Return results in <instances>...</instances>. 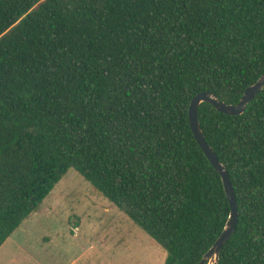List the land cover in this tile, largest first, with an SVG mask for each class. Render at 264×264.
Wrapping results in <instances>:
<instances>
[{"label":"trees","instance_id":"trees-1","mask_svg":"<svg viewBox=\"0 0 264 264\" xmlns=\"http://www.w3.org/2000/svg\"><path fill=\"white\" fill-rule=\"evenodd\" d=\"M263 72L264 0H0V247L74 169L165 264H198L230 206L190 101ZM198 120L238 205L217 264H264V90Z\"/></svg>","mask_w":264,"mask_h":264},{"label":"rangeland","instance_id":"rangeland-1","mask_svg":"<svg viewBox=\"0 0 264 264\" xmlns=\"http://www.w3.org/2000/svg\"><path fill=\"white\" fill-rule=\"evenodd\" d=\"M166 254L70 169L0 247V264H165Z\"/></svg>","mask_w":264,"mask_h":264},{"label":"water","instance_id":"water-1","mask_svg":"<svg viewBox=\"0 0 264 264\" xmlns=\"http://www.w3.org/2000/svg\"><path fill=\"white\" fill-rule=\"evenodd\" d=\"M264 90V72L256 82L246 87L240 100L235 104H228L220 100L212 91L204 90L198 92L190 101L188 108V118L192 133L208 158L209 162L221 177L226 196L229 201L230 211L225 225L211 247L204 253L198 264H217L219 252L223 245L234 232L238 221V205L236 195L229 178L226 167L218 160L217 155L206 142L198 120V107L202 102L213 105L218 111L228 115H239L244 112L247 104L256 94Z\"/></svg>","mask_w":264,"mask_h":264}]
</instances>
